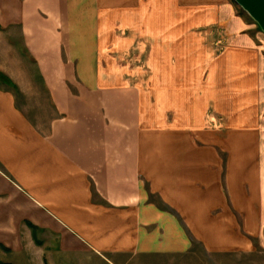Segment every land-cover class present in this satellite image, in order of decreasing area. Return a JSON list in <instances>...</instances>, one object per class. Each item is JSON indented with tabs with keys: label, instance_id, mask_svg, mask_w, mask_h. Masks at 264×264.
<instances>
[{
	"label": "crops",
	"instance_id": "obj_1",
	"mask_svg": "<svg viewBox=\"0 0 264 264\" xmlns=\"http://www.w3.org/2000/svg\"><path fill=\"white\" fill-rule=\"evenodd\" d=\"M10 28L54 115L38 128L0 84V206L108 262L256 250L264 32L234 0H0Z\"/></svg>",
	"mask_w": 264,
	"mask_h": 264
},
{
	"label": "rangeland",
	"instance_id": "obj_2",
	"mask_svg": "<svg viewBox=\"0 0 264 264\" xmlns=\"http://www.w3.org/2000/svg\"><path fill=\"white\" fill-rule=\"evenodd\" d=\"M242 12L252 20L244 10ZM122 59L124 62L120 64L124 69L134 72L137 81L144 86L149 80L146 78L148 64L131 61L129 57ZM141 59L145 60V57L142 55ZM156 65L161 67V63ZM7 74L8 80L4 77ZM2 82L13 85L17 105L38 128L45 130L54 112L16 28L0 30V84ZM25 220L10 213V207L0 206V264H264V240L249 253L210 254L194 243L185 254L158 259L125 254L116 258L107 256L108 262L101 256L87 253L62 254L57 233L41 228L33 230Z\"/></svg>",
	"mask_w": 264,
	"mask_h": 264
},
{
	"label": "water",
	"instance_id": "obj_3",
	"mask_svg": "<svg viewBox=\"0 0 264 264\" xmlns=\"http://www.w3.org/2000/svg\"><path fill=\"white\" fill-rule=\"evenodd\" d=\"M264 32V0H234Z\"/></svg>",
	"mask_w": 264,
	"mask_h": 264
},
{
	"label": "trees",
	"instance_id": "obj_4",
	"mask_svg": "<svg viewBox=\"0 0 264 264\" xmlns=\"http://www.w3.org/2000/svg\"><path fill=\"white\" fill-rule=\"evenodd\" d=\"M33 230L36 229V227L31 222H26Z\"/></svg>",
	"mask_w": 264,
	"mask_h": 264
}]
</instances>
